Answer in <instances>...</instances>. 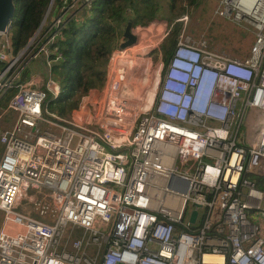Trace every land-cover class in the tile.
I'll use <instances>...</instances> for the list:
<instances>
[{
	"label": "built area",
	"instance_id": "built-area-1",
	"mask_svg": "<svg viewBox=\"0 0 264 264\" xmlns=\"http://www.w3.org/2000/svg\"><path fill=\"white\" fill-rule=\"evenodd\" d=\"M92 1L52 0L16 53L11 23L0 32V101L11 92L15 119L0 128V264H264V192L250 178L264 177V0L215 11L254 35L246 58L181 34L150 103L149 76L131 97L113 53L86 129L47 112L52 75L41 88L22 73L42 57L51 74L62 27Z\"/></svg>",
	"mask_w": 264,
	"mask_h": 264
},
{
	"label": "trees",
	"instance_id": "trees-1",
	"mask_svg": "<svg viewBox=\"0 0 264 264\" xmlns=\"http://www.w3.org/2000/svg\"><path fill=\"white\" fill-rule=\"evenodd\" d=\"M51 1L14 0L15 13L9 31L14 53L24 48L33 37ZM59 1L54 0L53 5L58 6ZM156 1L158 0H93L90 10L84 16L80 19L72 18L62 27L61 35L54 43V47L58 48L62 58L51 64L50 68L52 77L60 85V94L55 99L57 107L51 109L52 114L56 113L60 118L70 115L78 108L80 100L90 91L101 89L105 85L109 60L123 38L122 28L129 23L132 27H144L155 20L158 14L155 7ZM194 1L197 3L198 0H191L190 5ZM175 4L176 0H167L170 12L174 10ZM142 6H149L152 10L145 12ZM164 19L171 18L164 17ZM169 35L168 33L169 38L163 40L161 44L165 64L169 62L176 46V39ZM138 51L139 49L131 48L125 55V61L119 62L120 73L128 72L129 82L139 77L129 73V67L133 61L127 59V56L130 55L134 59L136 55H139ZM148 68L150 67L144 69L139 66L138 68L137 72L141 73L143 83L149 76V70L151 71ZM158 70L159 66L156 65L153 70L152 83L145 97L148 103L152 101L158 80ZM125 91L129 89L125 87ZM81 106L82 109L84 106L83 104ZM91 109L92 107L87 108L88 116H90ZM254 182L256 187L264 192V177H257Z\"/></svg>",
	"mask_w": 264,
	"mask_h": 264
},
{
	"label": "rangeland",
	"instance_id": "rangeland-1",
	"mask_svg": "<svg viewBox=\"0 0 264 264\" xmlns=\"http://www.w3.org/2000/svg\"><path fill=\"white\" fill-rule=\"evenodd\" d=\"M156 2L157 5H155V7L158 10L157 18L146 24L144 27L131 26V33L135 37L134 43L131 46H125L124 42L126 40L123 37L120 40L116 50L113 52L115 53L113 58H115V60L118 62V60H121L122 57L128 54V51H130L131 48L139 49V55L134 57V59H132L130 55L127 56V59H131V61H133L129 67V73L131 72L135 77L136 75L139 77L137 80H132L131 82L128 81V74L125 77L124 85L129 89V91H126V93L131 94V97H135L143 86L140 76L141 73L137 72L139 66L145 69L143 64L145 62H149V69L153 71L154 67L161 63V76L163 75L166 64L164 62L161 44L163 40L165 41L169 38L167 37L168 33L170 34L169 36H173V38L176 39V43L180 35L185 34L194 41L205 42L209 50L224 54L229 58L244 59L249 55L250 49L254 42V35L246 26L236 25L230 21H227L226 19L219 18L216 15L215 11L220 0H198L197 3L194 1L192 5H190L191 0H176L175 8L172 12H170L168 9L167 0H158ZM142 9L145 10V12L152 10V8L149 6H142ZM51 14L52 13H50V15ZM164 17H170L171 19L166 20ZM130 54L132 55V53ZM31 77L36 79L35 82H37V86L41 88H44V86H46V82L52 79L51 74L48 75V70L42 57L35 61H30L24 69L22 73V81L26 82ZM152 78L153 75H149L147 91L152 83ZM104 89L105 85L101 89L90 91L84 97V99L82 98L80 100L78 108L73 110L70 115L60 118L56 113H51V109H56L57 107L55 99L47 103V112L56 117V120L59 123H62L63 120L71 121L74 124L85 122L83 125L87 129L90 127V124L95 123V120L100 112L101 106L104 102ZM10 95L11 92H8L0 101L1 129H6L11 126L10 120L13 118V115H9L7 112H5L6 102ZM87 97V101L84 102ZM82 104L84 107L80 109ZM89 107H92L90 110V116H88L87 113V108ZM77 117L81 120L79 123L75 121V119L79 121ZM49 129L55 133H59V131H55L52 126H49ZM243 131L244 129H241L240 134H242ZM250 178L252 180L257 179V177L254 176H251ZM22 203L23 202L19 203V211L23 213L30 212L27 201L23 205ZM2 217L3 215L0 212V224L2 222ZM260 228L261 231L262 229L264 231L263 222H260ZM79 233L80 232H77V235Z\"/></svg>",
	"mask_w": 264,
	"mask_h": 264
},
{
	"label": "water",
	"instance_id": "water-1",
	"mask_svg": "<svg viewBox=\"0 0 264 264\" xmlns=\"http://www.w3.org/2000/svg\"><path fill=\"white\" fill-rule=\"evenodd\" d=\"M15 13L14 0H0V32H7L9 24L11 23ZM131 24H127L125 28H122L121 32L123 34L125 46H131L135 37L131 33ZM171 188V182H170ZM197 216V211L193 210L190 216V222L194 223Z\"/></svg>",
	"mask_w": 264,
	"mask_h": 264
},
{
	"label": "bare ground",
	"instance_id": "bare-ground-1",
	"mask_svg": "<svg viewBox=\"0 0 264 264\" xmlns=\"http://www.w3.org/2000/svg\"><path fill=\"white\" fill-rule=\"evenodd\" d=\"M216 259H217V260H220L221 258L214 257V256H207V257H206V260H207V261H212V260H216Z\"/></svg>",
	"mask_w": 264,
	"mask_h": 264
},
{
	"label": "crops",
	"instance_id": "crops-1",
	"mask_svg": "<svg viewBox=\"0 0 264 264\" xmlns=\"http://www.w3.org/2000/svg\"><path fill=\"white\" fill-rule=\"evenodd\" d=\"M30 80H34V81H35L36 79H34V78L31 77L27 82H29ZM92 91H96V90H92ZM12 117H13V116H12ZM14 120H15V119L12 118V119L10 120V124H12ZM1 123H2V122H1Z\"/></svg>",
	"mask_w": 264,
	"mask_h": 264
}]
</instances>
